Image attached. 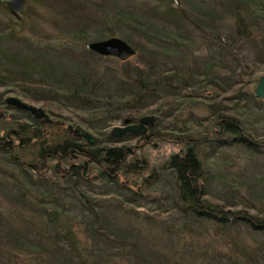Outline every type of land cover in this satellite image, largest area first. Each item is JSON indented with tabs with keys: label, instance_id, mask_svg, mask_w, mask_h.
<instances>
[{
	"label": "rangeland",
	"instance_id": "374dc122",
	"mask_svg": "<svg viewBox=\"0 0 264 264\" xmlns=\"http://www.w3.org/2000/svg\"><path fill=\"white\" fill-rule=\"evenodd\" d=\"M81 1L83 0H76V2ZM88 1L103 5V9L98 10L81 5L70 7L68 5L70 2L66 4L60 0H26L24 10L19 14L22 17H18V14L11 13L0 5V32L3 33L11 22L18 24L16 25V36H8L1 40V46L5 50L16 51L25 56L31 52L30 48H35L39 54H47L48 58L55 60V62L64 63L66 69L85 74L90 79L95 76H99V78L104 76L106 80H111L110 89H115L120 81L127 80L121 73L122 64L113 59H98L96 56L89 58V64L84 63L85 57L88 58L81 51L85 41L76 38L71 30H74V24L77 27L81 21L82 24L90 25L88 32L92 31L93 27L97 29L101 17L110 8L106 6H110V4L123 8L128 7V9L131 8L135 10L134 12H138L140 5L145 3L153 5L156 1ZM182 2L189 9L191 8L190 3H197L204 9L213 10L218 19L212 16H202L203 31L191 26L189 38L192 44L168 47L169 50L175 52V55L173 57L162 56L160 66L171 69L180 64V67H185L183 69L185 73H182L183 78L181 79L186 78V70L196 64L200 71H205V63L209 60L216 64L227 65L228 69L234 70V72H238L240 69L238 74H245L249 81L243 84V76H238V86L244 87L243 91L245 92L240 97L245 102V110L248 109L252 118L262 120L260 123V130L262 131L264 128V106L260 102L261 99L256 96L260 100L257 103L251 98L250 93L255 94L258 79L264 74V62L261 61L264 60L263 21L248 19L245 31L239 35L238 29H236V21L228 15V6L220 5L217 0H182ZM92 19L97 20L95 25L91 24ZM254 24L255 26H253ZM156 25L162 26L159 22ZM162 35L166 36V33ZM206 37L217 40L209 43L205 40ZM161 44L168 45L165 41H162ZM235 54L241 60L242 66L237 64L239 59H236ZM223 59H226L225 62L221 61ZM139 61H142L139 50L134 57L128 59L130 64H134L133 66ZM255 64H258L257 68H254ZM5 71L4 69L0 70V73L6 75ZM226 74L220 78L223 83L231 80ZM174 85L178 86L176 82ZM6 89L8 88L0 87V94ZM11 91L12 89L5 93L3 98L12 95L22 99ZM201 93L202 98L187 101L181 105L180 109L177 107L175 112L178 115V120H180L177 122L179 125H184L180 129H185L184 127L188 125L186 121L192 117L197 124L202 121L207 124L206 130L212 132L210 133L211 138L225 137V133L220 135L219 130H217L218 132L213 131V129L216 131L214 120L211 119L214 109L203 102L204 98L213 96L214 92L204 91ZM162 96L164 95L162 94ZM227 97L229 96H225V98ZM155 99L149 98L146 101L147 106L158 109L160 114H165L154 102ZM22 100L44 108L40 101ZM163 102L162 98L158 101L160 104ZM168 103L164 109L169 107L171 111V101ZM79 108L81 109V106ZM4 109L6 110V117L0 118V148H4L3 142L8 139L6 137L10 129L20 130L21 125L25 126L23 135L28 139V145L17 150L16 154L21 160L28 162H32V159L35 158L36 151L44 136L49 140L47 145L51 146L55 145L58 140L63 141L66 138L65 130H68L69 124H79L86 129L89 128L80 121L81 118L85 119L89 115L82 111L73 113L71 110H65L64 118H58L56 112H51L52 121L58 118L63 122L57 124L54 122L51 125L37 127V124H32L26 120L27 118L16 121L15 117L22 114L25 116L24 113H19L16 108L5 107ZM10 113L14 115L12 118H9ZM159 113H154L151 109L142 112V117L145 115L156 117L157 123L154 130L158 128L160 134L156 133L157 137L155 138H147L150 139V142H146V139L141 138V136L116 142L117 146L131 147V151H135L137 159L133 165V173H122L121 171L122 177L117 178L118 181L114 185L107 178L95 177L99 171L97 168H93V171L89 173L92 178L81 183L82 189L98 193V195H94L93 201L102 215L111 220V223L118 228L134 235L137 246L132 249L131 244L125 245L121 252L115 254V261L119 264H264V237L253 227L245 226L242 223L243 227L219 228L220 225L217 223L196 221L189 210L184 209L183 202L177 195L172 170L165 168L164 163L171 154L180 151L183 146L180 141L181 138L185 137V133L175 130L176 132L172 134L177 122H174L170 117L162 119ZM117 125L123 124L114 123L111 125L110 131ZM88 130L97 136L94 131ZM154 130L152 131L154 132ZM37 132L39 135L36 140L29 139ZM23 143L25 144L26 141ZM210 149L209 144L199 147L210 192L230 201L257 204L264 187V155H252L250 150L245 149L242 145H230L216 152L215 157L211 158L212 160H207ZM83 161L87 162L88 160ZM49 163L51 169L47 170V167H41L38 170L39 175L52 178V164L55 165L57 162ZM122 178L127 180V183L132 181L128 184L134 185V188L128 190ZM116 191L117 195L112 194ZM18 192L24 193L25 197L20 199L17 195ZM36 192L37 186L28 185L25 172L18 165L6 159L0 151V264H49V255L36 252V243L29 240L30 238L34 241L39 238L43 240V245H39V248L44 245L47 246L49 243L45 238L50 235V230L53 231L54 228L52 226L48 228L46 225L47 232L43 231L38 234L41 226L45 223H41V219L36 216L32 209V201L35 200ZM133 198L136 205L130 203ZM58 201L60 202L59 208L64 209L65 214L68 215L65 216L66 227L74 229V233L78 232L77 236L81 234L80 239L84 244L90 243L91 241L83 235L84 227L88 226L89 220L85 217L88 215L82 212L80 206L82 203L78 199V194L60 193ZM240 209L242 211L243 209L248 210L244 203L241 204ZM29 219L34 223L33 230L25 229ZM84 219L86 221L82 224ZM39 228L40 230H37ZM80 228L82 229L80 230ZM42 257L48 258L47 261ZM139 259H141L140 262H138ZM53 262L51 261L52 264L55 263Z\"/></svg>",
	"mask_w": 264,
	"mask_h": 264
},
{
	"label": "trees",
	"instance_id": "16d2710c",
	"mask_svg": "<svg viewBox=\"0 0 264 264\" xmlns=\"http://www.w3.org/2000/svg\"><path fill=\"white\" fill-rule=\"evenodd\" d=\"M62 1L66 4L70 2L68 4L70 7L81 5L98 10L103 9V5L88 0L81 2L60 0V2ZM155 1L156 3L153 5L147 3L140 5L138 12H134L135 10L131 8L128 9V7L123 8L110 4V6H106L110 8L101 17L97 29L93 27V30L88 32L90 25L82 24L81 21L77 27L74 24V30H71L76 38L85 41L81 51L88 58L85 57L84 63L89 64V58L96 56L98 59H113L122 64L121 73L127 80L120 81L112 90L110 89L111 80H106L104 76L102 78L95 76L90 79L85 74L66 69L64 63L55 62V60L48 58L47 54H39L35 48H30L31 52L25 56L16 51L5 50L0 44V70H6V75L0 73V87L8 88L0 94L3 103H5L3 95L12 89L11 93L22 97L24 100L42 102L45 111L49 115L51 112H56L58 118H64L65 110H71L73 113L82 111L89 115L85 119L81 118L80 121L97 134L96 143L89 144L65 130L66 138L63 141L58 140L55 145L51 146L47 145L49 140L44 136L43 141H39L40 147H38L32 162L15 157L18 156L16 153L19 149L12 153L11 147L0 148L6 159L18 165L25 172L28 185L37 186V194L35 200L32 201V209L36 216L41 219V223H45L41 226V230L40 228L37 229L40 230L38 234L43 231L47 232L46 225L48 228L51 226L54 228L53 231L50 230V235L45 238L49 243L47 246L44 245L39 248V245H43L42 239L38 238V240L33 241L29 238V240L36 243V252L49 255V264H52L51 261H54V264H119L115 261V254L121 252L125 245L131 244L132 249L137 246L132 233L115 226L97 209L98 207L95 206L93 200L94 195H98V193L82 189L81 183L92 178L89 173L93 171V168H97L99 171L98 175L95 176L107 178L113 184L117 183V178L122 177L121 171L122 173L134 172L133 165L137 159L135 151H131V148L126 149L125 146L117 147L116 142L139 135L128 133L120 138L114 137L110 131L111 125L114 123L123 124L125 119L137 122L145 110L151 109L152 112L159 113L158 109L147 106L146 101L149 98H156L154 102L165 112L166 115L159 113L162 119L170 117L174 122L180 121L175 112L177 107L180 109L181 105L187 101L202 98L201 92L204 91L214 92L213 96L204 98L203 102L214 109L211 119L214 120L216 131L215 129L213 131L218 132L217 130H219V134L225 133V137L211 138L210 133L212 132L206 130L207 124L203 121L197 124L192 117L186 121L188 125L184 127L185 129H180L184 125H179L177 122L172 134L176 132L175 130L185 133V137L181 138L180 141L183 146L179 152L168 157L164 163L165 168L172 170L177 195L183 202L184 209H188L196 221L217 223L220 225L219 228L243 227L244 224L253 227L264 237V187L263 193L258 198V203L253 205L244 201H230L211 193L199 152V147L209 144L211 149L207 155V160H212L211 158H214L216 152L221 148L230 145H242L245 149L250 150L252 155H264V128L262 131L260 130L262 120H254L248 109L245 110V102L240 97L245 93L244 87L238 86V76H243V84L249 81L245 74H238L240 69L238 72H234V70L228 69L227 65L216 64L211 60L205 63V71H200L197 64L188 68L186 70L187 77L184 79L181 78H183L182 73H185L183 70L185 67H180V64L171 69L162 68L160 66L162 56L173 57L175 55V52L169 50L168 47L192 44L189 38L191 26L203 31L202 16L218 18L213 10L204 9L197 3H190L191 8L189 9L185 7L182 0ZM217 1L222 6H228V15L236 21V29H238L239 35L245 31L248 19L263 21L264 25V0ZM0 5L16 14L9 6L1 2ZM258 11L261 15L258 14ZM17 16L22 17L19 14ZM96 21V19H92L91 24L95 25ZM157 22L161 23L162 26L156 25ZM16 25H18L17 22H11L3 33L0 32V41L8 36H16ZM163 33H166V36L162 35ZM111 36H119L128 41L137 49V53L139 50L142 61L133 66L134 64H130L128 60L122 61L115 57L101 56L86 47L87 43L91 41L103 40ZM205 40L211 43L217 39L206 37ZM162 41L167 42L169 46L161 44ZM30 42L33 44L32 41ZM220 43L222 44L221 40ZM66 48L71 49L70 47ZM235 57L237 60L239 59L236 54ZM225 60L221 61L225 62ZM261 61L264 62V60ZM237 64L242 66L240 59ZM257 67L258 64H255L254 68ZM225 74L231 80L223 83L220 78ZM175 82L178 86L174 85ZM250 94L257 103L260 101L254 93ZM225 96H229L228 99ZM160 98L164 101L161 104L158 103ZM169 101H171V111L169 107L164 109ZM260 102L264 106V102L262 100ZM17 111L24 113L25 116L22 114L15 117L16 121L27 118L26 120L32 124H37V127L50 124L36 119L29 111L22 109H17ZM58 118L56 120H59ZM175 118L177 120H174ZM74 120L76 119L74 118ZM59 121L63 122V120ZM41 123L43 124L40 125ZM19 129L23 135L25 126L21 125ZM154 132L160 134L158 128ZM38 135L37 132L29 139L36 140ZM81 141L82 143H80ZM73 148L77 151L84 150L85 159L88 160L84 180L78 175H65L63 171L57 173L60 166L67 167L71 163ZM125 150L128 153L127 158ZM46 156H48L47 165L49 167L51 165L48 162H57L55 165L52 164V178L39 175V171L35 169V167H39V169L47 167L44 162ZM59 159H61L60 164ZM116 166H118L117 169H115ZM105 168L108 171H105ZM78 170L76 169V172ZM122 180L128 190L134 188V185L128 184L132 181L127 183V180L123 178ZM60 193L78 194V199L82 203L80 205L82 212L88 215L85 217L89 220L88 226L84 227L83 235L91 241L90 243L84 244L80 239L81 234L77 236L78 232L74 233V229L66 227L65 216L68 215L65 214L64 209L59 208ZM112 194L117 195L118 193L116 191ZM17 195L20 199L25 197V194L21 192H18ZM131 200L130 203L134 204L135 199ZM243 203L246 204L248 210L243 209L242 211L240 209ZM85 221L84 219L82 224ZM33 226L34 223L29 219L25 229L33 230L35 227ZM42 258L45 261L48 259Z\"/></svg>",
	"mask_w": 264,
	"mask_h": 264
},
{
	"label": "water",
	"instance_id": "95a60500",
	"mask_svg": "<svg viewBox=\"0 0 264 264\" xmlns=\"http://www.w3.org/2000/svg\"><path fill=\"white\" fill-rule=\"evenodd\" d=\"M0 2L9 6L16 14L22 13L26 4V0H0ZM86 47L101 56L115 57L122 61H126L137 54V49L134 46L118 36L91 41L87 43ZM255 95L264 101V74L258 79ZM6 102L17 109L29 111L36 119H43L45 123H52L50 115L42 107L31 105L12 95L6 98ZM155 125L156 117L154 115H145L137 123L131 122L130 119H125L123 125L113 127L111 132L114 137H122L128 133H133L146 138L152 135L148 133V128H154ZM67 128L74 136L83 139L89 144H95L97 141V136L82 125L69 124Z\"/></svg>",
	"mask_w": 264,
	"mask_h": 264
},
{
	"label": "flooded vegetation",
	"instance_id": "af4514ba",
	"mask_svg": "<svg viewBox=\"0 0 264 264\" xmlns=\"http://www.w3.org/2000/svg\"><path fill=\"white\" fill-rule=\"evenodd\" d=\"M6 98H5V103H3L2 99H0V118L6 117V113H5L6 110L4 109L5 107L16 108L12 105H9L6 102ZM13 116H14L13 113L9 114V118H12ZM140 118L138 119V121L140 120ZM40 120L44 121L43 119H40ZM54 122H56L55 124L60 123L59 120L52 121L53 124H54ZM152 130H153V128H151V127L148 128V133L152 134L150 137H152V138L157 137L156 132H153ZM7 136H8L7 137L8 139H5V141L3 142L4 143L3 147L4 148L11 147L12 153H14L16 151V149H20L22 147L25 148L28 145V139H26L24 137V135L21 134V131L18 129H13V128L10 129L7 133ZM139 136H141V135H139ZM141 137L146 139V142H148V141L150 142V139H147L149 137H146V138L144 136H141ZM24 141H26L25 144L23 143ZM80 143H82V141ZM63 146H64V144H63ZM117 147H120V146H117ZM125 148H126V146H125ZM130 148L131 147H127L126 149H130ZM72 150H73V157L74 158L71 156V163L67 167L60 166V168L57 170V172L63 171L65 175H70V174H73L74 176L78 175L79 177H81L84 180L85 171H86V161H83V160H85V156H84L85 152H84V150L77 151L75 148H73ZM131 150H132V148H131ZM125 151H127V150H125ZM68 153H70V152H68ZM127 155L128 154L126 152V158H127ZM15 157L20 159V157H18V156H15ZM47 159H48V156L45 157V161H44L46 165H47ZM60 160L61 159H59V164L61 162ZM75 161H77V162H75ZM82 161H83V163H82ZM116 167H118V166H116ZM35 169L39 170V167H35ZM50 169L51 168L47 165V170H50ZM76 169H79L78 172H76ZM115 169H117V168H115ZM105 171H108V169L105 168ZM156 175H158V173H156ZM95 177H97V176H95Z\"/></svg>",
	"mask_w": 264,
	"mask_h": 264
}]
</instances>
